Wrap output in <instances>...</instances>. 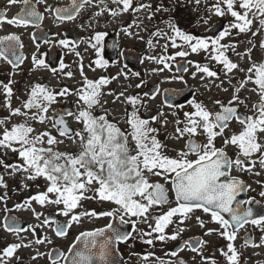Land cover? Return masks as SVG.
Returning <instances> with one entry per match:
<instances>
[{
  "label": "snow or ice",
  "instance_id": "6c2138e0",
  "mask_svg": "<svg viewBox=\"0 0 264 264\" xmlns=\"http://www.w3.org/2000/svg\"><path fill=\"white\" fill-rule=\"evenodd\" d=\"M111 2L117 7L106 6L93 15L99 17L105 12L113 18L131 15V22L120 29L130 39H144L140 33L147 29L143 27L141 14L151 21L157 13L171 11L162 0L155 7L151 0ZM18 3L24 7L11 18L0 11V25L27 28L38 26L37 21L44 19L31 0H6L8 7ZM43 3L46 0H36V4ZM201 3L202 0H195L197 6ZM204 3L207 5L208 0ZM91 4L92 0H71L68 7H48L45 11L63 23L75 21L85 5ZM205 10L209 19L215 16L227 20L218 34L197 36L169 19L165 21L167 31L157 28L146 41L152 51L159 40H164L161 54L146 55L141 63L147 60L159 66L151 74L172 72L175 64L171 80L188 87L185 77L178 75L182 71L206 93H211L214 87L229 94L226 100L208 95L206 102L197 98V89H192L191 99L185 97L186 103H173L169 97L176 93L165 89V100L151 114L153 102L161 93L159 86H154L151 94H130L131 83L122 85L120 91L110 89L108 86L121 77L124 81L140 77L139 72L129 74L124 69L116 75L89 79L77 51L78 42L66 38L53 43L80 58L79 87L53 88L33 83L25 89L20 106L13 107L15 81L11 78L7 83L0 81L2 106L8 112L0 119V204L4 205L5 213L0 229L16 238L0 247V264H26L19 254L25 249L32 250V262L46 257L47 264H126L122 256L119 262L115 260L120 256L118 246L137 239L148 246L179 241L177 247L165 252L168 260L156 258L159 264H247L243 259L247 249H264V212L253 207L264 201V0H213ZM208 22L203 19L204 24ZM106 35L94 31L86 41L96 57L89 63L93 72L109 67L104 58ZM241 35L248 37L243 51L239 50L238 42H224ZM23 47L18 35L0 37V60L11 65L10 76L18 74L28 59L19 53ZM169 48L175 51L169 54ZM257 50L260 58L254 59ZM201 53L208 63L188 59ZM178 58L183 63H178ZM30 60L33 72L46 70L53 76L74 79L71 70L65 71L70 66L62 59L58 67H50L39 45ZM146 83L140 79L134 88L141 89ZM65 103L67 108L55 107ZM109 103L122 105L123 114L110 112ZM142 113L149 115L145 117ZM14 117L22 120L12 122ZM169 125L173 126L169 139L176 142L171 146L159 139L161 129L167 132ZM243 174L258 178L254 183L260 187L257 193L260 199L240 198L242 194L256 192L242 178ZM12 184L16 187H11ZM18 191L28 194L14 208H9V201ZM89 201L109 207L99 212L89 210L85 207ZM35 206L52 211L45 214ZM13 211L30 212L37 222L22 227L16 217L9 215ZM197 211L208 219L197 215ZM101 217L109 218L105 227L81 230L66 252L55 247L40 251V246L54 245L45 230L62 240L74 226L82 227L84 218ZM124 225L130 226V230L122 231ZM138 225H146L147 230ZM196 228L201 235L183 239V234ZM249 229L259 231L258 242ZM239 239L243 243L237 247ZM210 248L212 255H206ZM186 251L192 254L190 260L181 255ZM153 255L145 254L141 258L144 264H149Z\"/></svg>",
  "mask_w": 264,
  "mask_h": 264
},
{
  "label": "rangeland",
  "instance_id": "374dc122",
  "mask_svg": "<svg viewBox=\"0 0 264 264\" xmlns=\"http://www.w3.org/2000/svg\"><path fill=\"white\" fill-rule=\"evenodd\" d=\"M37 7L38 11L45 16L44 24L46 25L47 29H50L54 33L55 41L62 39V32L63 31H72L79 37L83 39V42L77 46V51L80 52L81 57L83 58V65H84V71L85 74L88 76L89 79H96L99 78L101 75L106 76H112L116 75L121 69H124L126 72H139L143 71L142 74H140V77H132L130 81H124L123 77L120 78L119 81H114L111 85L108 87L110 89H115L116 91L121 90L122 85H127L128 83H131L133 85L132 89H129L130 94H134L135 92L143 93L147 87H154L159 86L161 91L167 90H173L176 91L178 89H183L185 87V84L178 80H171V77L175 73L174 65H173V71L169 72L165 70L162 73L159 74H151V70L155 67H159L158 65H155L153 63H150L149 61L145 60L144 63H141L139 68L137 70L130 69L129 67H123L121 65V60L118 59L116 63H111L106 58V51H104V58L108 61L109 67L107 69H97L96 72L91 71L89 68V63L91 60L95 59V53L91 48H88V45L86 41L88 40L89 36L93 34L94 31H103L106 32L107 35L105 39L109 38V33H114L117 36V47L118 49H130L134 52L138 53L139 56L143 59L146 55H160L162 52L161 45L165 43L164 40H159L157 43V46L154 50L149 51L146 41L150 38V33L155 31L157 28L163 29L164 31H167V24L165 21L172 19L174 20L177 25L180 27L187 29L188 32L191 34L201 36V34L208 29H210L214 24L221 23L222 26L227 23V20L219 17L212 16L210 19L208 17V13L206 12V7L210 6V4L213 2V0H208L207 5L204 3V0H202V3L197 6L195 4V0H162L164 5L171 9L169 12H161L157 13L156 16L153 18V20L149 21L146 19L145 14H141V19H143L144 24L143 27L146 28V31H141L140 35L144 37L143 40L136 38V39H130L129 37L125 36L121 31L122 26H126L128 23L131 22L132 16L129 14H124L122 17L113 18L108 13H103L99 17H95L93 14L94 12L100 11L104 7L109 8H116L117 6L112 4L111 0H92L91 6L87 5L85 9H83V12L79 14V16L76 18L75 21H71L66 24L57 23L56 20L53 18L52 14L48 11H45V8L48 7H55L59 6L61 4H65L68 0H46V3L43 4H36V0H31ZM144 2H149V0H144ZM154 7L156 4L160 3L161 0H151ZM21 3H18L16 5H13L11 7H8L6 5V0H0V7H4L8 11L9 14L14 13L17 11ZM208 19V24L203 23V19ZM91 22V27H88L89 23ZM83 26V27H82ZM222 30V28H221ZM17 32L22 36V38H26L27 33L24 32V30L21 29H12L8 25H3L0 27V36L3 34H7L9 32ZM69 34V33H68ZM248 37L241 35L238 37L233 38H226L224 42H238L239 43V50L243 51V49L246 46ZM258 39V38H257ZM155 42V41H154ZM87 49V50H86ZM60 52L62 53V60L65 64L70 66V69L74 73V79H72L73 86L72 88H76L80 86L81 77L79 75V60L80 58L77 57L74 53L69 52L67 49H62L59 47ZM175 50L169 48V54L174 52ZM34 50H32V53ZM231 55V53H229ZM205 54L201 53L199 56L192 55L189 56L188 59L196 60L200 63H208L204 59ZM234 60L238 59L237 57H232ZM260 53L257 50L254 53V59H259ZM180 59L178 58V61ZM243 63V62H242ZM94 67V65H93ZM213 67L215 70H219L217 66L214 65ZM192 69H190L191 71ZM0 73H9L8 70L5 69V67L0 63ZM185 80L188 82V85L193 87L194 89H197V98L203 99L207 102L208 95L217 96L221 99H227L228 95L227 93H222L216 88H212L211 93H206V90L203 89L200 84L197 81H193L189 74L184 75ZM167 78V79H166ZM221 78L223 79V75L221 74ZM140 79H144L147 81L146 85L141 89H135L134 85L140 81ZM161 81H165L164 83H161ZM235 83V81H233ZM225 86H228L227 84ZM247 93H245L246 95ZM71 99H74L72 97ZM109 101L111 100V97H106ZM191 99V97H190ZM255 99V97H253ZM161 104L160 96L157 97V100L153 102V112L151 114H154L155 107H159ZM110 112H114L116 115H122L123 114V106L116 104L113 105L109 103L107 105ZM185 110H188L187 108ZM99 111V110H98ZM170 111V110H165ZM145 117L149 115V113H142ZM111 119V116L109 117ZM171 118V117H170ZM123 127V125H121ZM173 131V126L169 125L167 132H165L163 129H161V134L159 136V139L163 140L164 142L168 143L170 146L174 145L176 142L169 139L170 134ZM177 147L179 145H176ZM155 179V178H153ZM43 261V259H41Z\"/></svg>",
  "mask_w": 264,
  "mask_h": 264
},
{
  "label": "flooded vegetation",
  "instance_id": "af4514ba",
  "mask_svg": "<svg viewBox=\"0 0 264 264\" xmlns=\"http://www.w3.org/2000/svg\"><path fill=\"white\" fill-rule=\"evenodd\" d=\"M69 1L70 0H68L65 4H61L59 6H67L69 4ZM86 6L87 5H85V7ZM22 7H24V6L21 4L19 6V8L17 9V11H15L12 14H9L8 11L6 9H4V7H0V10H4L6 12L7 16L9 18H11L14 15H16L17 13H19ZM85 7L83 9H85ZM83 9L81 10V12H83ZM42 16L44 17V19L41 21L39 28H37L35 25H29L27 28L15 27V26L8 25L12 29L24 30V32L27 33L26 38H22V36L15 31L2 35V36H5V35H10V34H15V35L20 36L21 42L24 45L23 49H20V53H22L25 57H28V59L25 60L24 64L21 65V68H20L18 74L14 75V76L9 75V73H11V71H12L11 65L6 63L3 60H0V63L5 67L6 70L9 71V73H0V81L7 83V81L10 78L15 81V83L12 86L14 93H15L13 100H12L13 107L20 106L21 100H23L25 98V89L30 84L39 82V83L46 84L47 86L53 87V88H58L60 86H68V87L72 88V86H73L72 80H69L67 78H62L59 76H53V74L49 71L39 70V71L33 72L30 70L31 69L30 57L32 54V50H34V52L36 51L37 45H39L40 53L42 54L46 63H48L50 67H58L60 60L62 59V53L59 50V46H54V43H53V41H55L53 36H55V35L52 31H50V29L46 28V25L44 24L45 16L43 13H42ZM56 22L61 23L58 21H56ZM66 23H69V22H63L62 24H66ZM3 25H7V24H3ZM3 25H0V27ZM39 29H43V31H39ZM68 33H71L72 36H70ZM2 36H0V37H2ZM109 36H110V33H109L108 37ZM62 38H66V39H69V40L74 41V42L78 41V45H80L83 42V39L81 37H79L78 35H76L72 31H63L62 32ZM45 40H47L49 42L45 43ZM106 40L107 39H105V42H106ZM104 51H105V49H104ZM106 58L111 63H116L118 61V58H115V60L110 59V57L107 56V53H106ZM130 69H132V68H130ZM142 72L143 71H140V74H142ZM185 74H183V76ZM150 89H153V87H147V89L144 92H149ZM192 89H194V88L188 85V87H184L183 89L176 90V91H186V90L188 91V93L183 97L182 100L179 101V103H186L185 97L190 99V97H191L190 93H191ZM162 92L163 91H161L160 95H158V96H160L161 103L163 102ZM16 97H19L20 99H16ZM71 98H69V99H71ZM3 99H4V97L2 95V91H0V119H3L4 117H6L8 115L7 109H5L2 106ZM55 107L67 108L68 104L65 103L62 105H56ZM165 110H168V109H165ZM243 110L244 109L241 108V111H243ZM21 120H22V118H19V117L12 118V122H20ZM35 126L36 127H42L39 125H35ZM73 127H75V124H73ZM234 127H236L237 130L239 128L238 125H235ZM234 174H237V173L234 172ZM242 178L245 179L246 181H248L249 183H251L252 186L254 188H256V192H249L247 194H242V196L240 198L246 199L248 196H256L257 199H260L259 196L257 195V193L260 191V187H259V185L254 183V180L258 179V178L249 177L247 174H243ZM40 183L43 184V181L41 180ZM11 187H16V184H12ZM27 194L28 193H26V192H19L18 191L17 194L15 196H13L12 200L9 201L8 207L14 208L15 203L21 202L22 198L27 196ZM3 207H4V205L0 204V224H2L4 222V219H5V213L3 212ZM35 207L37 208V211H45V214L52 211L51 208L42 210L39 208V206H35ZM85 207L89 210L95 209L96 211L99 212L105 208H108L109 205H107V204L101 205L95 201H89V202H85ZM253 207H254L255 211L264 212V201H262L261 205L253 206ZM196 214L201 215L205 219H208V217L204 216V214L202 212L197 211ZM9 215L16 217L17 221L19 222L20 226H22V227L27 226L28 223H36L37 222V221H35L34 217L31 216L30 212L13 211ZM60 219L63 220L64 218L61 217ZM108 222H109V218H106V217H101V218L95 219V220H89L88 218H84L83 226L82 227L81 226H74L70 230L69 236L62 239V240H57V238H55L54 235L49 230H45V232L54 240V245H51L48 247L40 246V251L47 252L52 247H55V248L59 249L60 251L66 252L67 247L74 241L75 236L78 235L81 230H93L95 228H102V227H105V225ZM114 223H116L118 225V221H116ZM209 226L214 227V225H209ZM138 227L142 228L144 230H147L146 225H138ZM121 230L122 231L130 230V226L124 225V226H122ZM169 231H170V229H169ZM249 231L252 232L253 238L255 239L256 242H258V237L260 235L259 231L258 230L252 231L251 229H249ZM201 234H202L201 231L198 228H196V229H193V230L183 234V239H188L189 237L198 236ZM23 235L28 237V238H31L28 233H24ZM243 235H244V233L242 231L241 236H243ZM15 239H16L15 236L8 234V233H5V232H3L2 229H0V247L4 246L5 243L14 242ZM213 239H214V242H216L215 238H213ZM219 243L223 244L224 242L219 241ZM242 243H243V240L239 239L236 242L237 247H239ZM178 244H179V241L168 242L167 244L156 242L154 246H148V245L142 244L139 241V239H137L135 241L130 240V241H128L127 244H121L118 246L119 250H120V256H116L115 260L117 262H119L120 257L122 256L123 261L126 262V264H144V262L141 258L145 254L151 252L154 255L152 257H150L149 264H159V262L156 258L158 257L162 260H168L169 257L165 256V252L173 250L175 247L178 246ZM129 245H131V247H129ZM31 253H32L31 249H25V250H21L19 254L24 258L26 264H47V258L46 257L43 258V261H41V259H40L37 262H32L31 258H30ZM256 253H260V255H257ZM181 255L184 258L190 260L192 254L190 252L186 251L184 253H181ZM206 255H212V249L211 248L206 252ZM215 255H216L217 259L222 260V258L219 257V253H215ZM243 259L247 262V264H258V262L264 261V249H255V250L247 249L246 255L244 256Z\"/></svg>",
  "mask_w": 264,
  "mask_h": 264
},
{
  "label": "water",
  "instance_id": "95a60500",
  "mask_svg": "<svg viewBox=\"0 0 264 264\" xmlns=\"http://www.w3.org/2000/svg\"><path fill=\"white\" fill-rule=\"evenodd\" d=\"M31 3H33L31 1ZM34 4V3H33ZM71 4V0L69 2V5ZM68 5V6H69ZM36 6V5H35ZM68 6H58V7H68ZM0 11H4V10H0ZM36 11L37 13L40 14V12L38 11L37 7H36ZM42 15V14H40ZM78 16V15H77ZM54 17V16H53ZM41 21H37L38 26H36L37 28H39ZM65 22H69V21H65ZM222 28V24L221 23H217L214 24L210 29H208L207 31L202 33V36H213L216 35ZM39 31H43V29H39ZM70 36H72L71 33H69ZM78 42V41H77ZM105 50L107 51V53L109 54V57L112 60H115L116 56H117V39L116 36L112 33L111 37L107 40L106 44H105ZM20 53V50H19ZM120 58L122 60V66L123 67H132L133 69L137 70L141 64V58L139 56L138 53L134 52L133 50H122L120 52ZM178 63H183V61H179ZM176 67V66H174ZM184 73L181 71L180 73H178V75H183ZM169 93H176V95L174 97H169V100L173 103L179 102L180 100L183 99V97L188 93V91H173V90H168ZM152 89L149 90V93L151 94ZM162 97H163V101L165 100V93L164 91L162 92Z\"/></svg>",
  "mask_w": 264,
  "mask_h": 264
},
{
  "label": "trees",
  "instance_id": "16d2710c",
  "mask_svg": "<svg viewBox=\"0 0 264 264\" xmlns=\"http://www.w3.org/2000/svg\"><path fill=\"white\" fill-rule=\"evenodd\" d=\"M179 26V25H178ZM180 27V26H179ZM181 29H183V30H186V31H188L187 29H184V28H182V27H180Z\"/></svg>",
  "mask_w": 264,
  "mask_h": 264
}]
</instances>
